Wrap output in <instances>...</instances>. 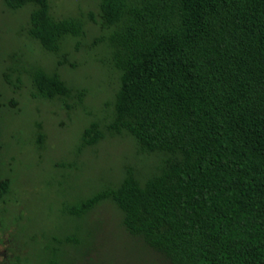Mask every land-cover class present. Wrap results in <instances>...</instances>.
<instances>
[{
  "label": "trees",
  "instance_id": "1",
  "mask_svg": "<svg viewBox=\"0 0 264 264\" xmlns=\"http://www.w3.org/2000/svg\"><path fill=\"white\" fill-rule=\"evenodd\" d=\"M4 2L32 6L27 36L68 63L63 45L84 35L81 20L57 19L50 0ZM98 2L120 75L108 129L159 160L145 179L125 167L117 186L64 213L80 218L109 202L166 264H264V0ZM30 80L34 99L67 105L74 93L57 69L34 68ZM104 137L92 121L81 147ZM5 165L0 200L12 183Z\"/></svg>",
  "mask_w": 264,
  "mask_h": 264
},
{
  "label": "rangeland",
  "instance_id": "2",
  "mask_svg": "<svg viewBox=\"0 0 264 264\" xmlns=\"http://www.w3.org/2000/svg\"><path fill=\"white\" fill-rule=\"evenodd\" d=\"M50 3L54 17L79 19L85 31L64 42L68 63L63 66L27 36L32 6L11 10L0 0V159L6 162L3 175L12 182L0 200V264H51V259L57 264H166L128 233L113 204L101 203L80 218L64 213L65 207L117 186L127 166L147 178L159 158L140 153L130 137L108 129L120 75L112 66L98 0ZM37 67L57 69L73 88L67 105L32 98L30 75ZM92 121L100 123L105 137L92 148L81 147L83 130Z\"/></svg>",
  "mask_w": 264,
  "mask_h": 264
}]
</instances>
